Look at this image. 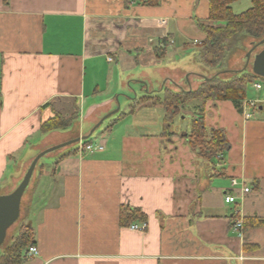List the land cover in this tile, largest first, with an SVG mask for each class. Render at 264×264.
I'll return each mask as SVG.
<instances>
[{
    "label": "crops",
    "instance_id": "0c3cea01",
    "mask_svg": "<svg viewBox=\"0 0 264 264\" xmlns=\"http://www.w3.org/2000/svg\"><path fill=\"white\" fill-rule=\"evenodd\" d=\"M186 1L151 7L126 0H0V193L13 188L41 151L71 135L87 136L93 119L110 112L120 96L129 100L135 93L129 110L142 97L162 98L163 86L177 90L172 80L180 69L157 68L155 91L143 73V96L129 72L155 67L170 48L195 56L193 47L204 39L196 21L207 18L208 0ZM254 92L250 99L262 102L250 119L230 102H208L203 112L197 104L188 107L191 123L203 114L208 129L223 130L227 147L220 159L192 152L191 127L169 124L162 106L150 100L106 140L98 138L103 151H78L52 175L67 148L59 150L24 194L23 221L34 230L38 254L23 264H264V91ZM74 103L77 125L40 135L42 122L54 111L69 116ZM234 179L249 193L232 188ZM235 193L241 236L232 229L234 206L224 203ZM122 206L145 215L144 233L119 225Z\"/></svg>",
    "mask_w": 264,
    "mask_h": 264
},
{
    "label": "trees",
    "instance_id": "16d2710c",
    "mask_svg": "<svg viewBox=\"0 0 264 264\" xmlns=\"http://www.w3.org/2000/svg\"><path fill=\"white\" fill-rule=\"evenodd\" d=\"M130 1L155 7L161 0H126V4ZM238 1L208 0L207 18L204 22L196 21V27L204 35V39L195 49V58L205 68L217 69V72L205 76L209 80H202V83L194 89L191 87L184 89L179 86L177 90H172L163 86L162 98H140L129 107L127 114H120L116 120L110 123L105 130L106 133L111 131L125 116L132 114L137 106L148 100L154 106H162L169 124L179 115L180 110L188 109L192 104H197L194 108L203 112V106L208 102H230L240 112L241 103L247 99L251 86L256 82L264 83V79L253 75L249 67L240 73L233 70H222L221 67L236 49L244 50L247 53L264 39V0H250L249 9L240 14H234L232 5ZM241 40L250 41L249 48L244 49ZM160 54L166 55V50ZM225 75H228L229 78L225 79L223 77ZM79 114L76 103L73 104V111L69 116L54 111L51 118L41 123L40 135L66 132L72 129L78 123ZM89 139L83 141L84 146L90 145ZM187 142L192 152L209 160L217 159V156H221L227 147L223 130L208 129L203 114L192 120ZM76 153H78L77 149L72 146L56 157L51 174H54V168L59 161L74 156ZM41 162L42 160L36 167L33 182L39 180L43 174L44 169ZM17 185L13 186L10 191ZM145 220V215L139 209H130L125 206L120 208L119 225L121 227H129L135 222L145 223ZM31 247H35V233L31 225L22 220L9 243L7 245L3 243L0 247V264H23L29 259L26 257V253Z\"/></svg>",
    "mask_w": 264,
    "mask_h": 264
},
{
    "label": "rangeland",
    "instance_id": "374dc122",
    "mask_svg": "<svg viewBox=\"0 0 264 264\" xmlns=\"http://www.w3.org/2000/svg\"><path fill=\"white\" fill-rule=\"evenodd\" d=\"M188 1H190V0H187L185 2V4L188 5L189 4ZM249 7H250V0H239L238 2H236L232 5V11L234 14H240V13L246 11L247 9H249ZM198 15H200V14L198 13ZM199 19H201V18H199ZM200 36L201 35L197 34L193 38L200 39L199 38ZM241 44H242V46H244V49L249 48L250 41L243 40ZM193 48H194V50L196 49V47H193ZM259 51H260V48H256L252 52V54L250 56V61L253 58V55ZM245 54L246 53L244 52V50L236 49L233 54L228 56L227 60H225V63H224V65H222L221 69L222 70L227 69V70H233V71L242 70L244 67V63H245ZM161 67H168L170 69L171 68L180 69L181 72H183V73H179V74L175 75L178 78H174V80H172V81L175 83L178 81L180 87H182L184 89H187L185 81L189 85V88L191 87L194 89L200 83H202V79L198 78L199 76H210V75L214 74L215 72H217V69H208V68H205V66H202L201 64H199L194 55H191V56L184 55L181 51L178 50V47H175L174 49L170 48L167 56L163 60L159 61L155 67H143V68H141L140 66H135L133 70H130L129 74L134 73V77L131 78V80L136 82L133 85L136 88L138 96H143L144 94H147V90L146 91L144 90V92H141L142 90H141V84L140 83L142 82L141 76L143 73H146L149 75L150 79L153 82L154 91L158 90L161 87V80L157 76V72H156V69L161 68ZM121 74H124V71H121ZM193 74L198 75V76L194 77ZM191 75H193V76H191ZM223 77L225 79L229 78L228 75H225ZM171 78L172 77H170V79ZM146 83H147L146 89L149 90L150 89V85H149L150 83L148 81ZM263 87H264V85H263ZM170 88L171 87H169V89ZM263 91H264V89H263ZM254 93H255L254 90L250 89L248 92L247 99H250L251 95H253ZM129 95H131L129 97V100L124 98V96H120L119 99L116 102H114L112 110L110 112L102 115L101 119H103V117H105L106 115L112 113V115L109 118L105 119L104 122L102 123V125L100 127H98L96 129V131L90 137L89 141L92 143V145H95V144L97 145V143L100 140V139H98L100 136H103V138L106 140V138H108V135L105 132V128L107 127V125H109L115 118H117V116H119L122 113H126L128 111V108L126 105L130 104L131 99H133L135 97V93L130 92ZM226 104H228V103H226ZM229 106H230V104H229ZM189 111H190L189 109L188 110L187 109L180 110L179 115L174 119L179 128L182 127V129H185V128L189 129L191 127L190 126L191 125V119L188 116ZM101 119L94 118L93 122H96V124H97L98 121ZM78 137H81L80 133L77 135H71L69 138L75 139ZM69 138L66 140L69 141L70 140ZM74 146L76 147V145H74ZM57 153H58V151L50 153L47 155L48 157H44L42 159L41 165L45 171H47L51 168L50 162L53 159L51 156H55ZM29 165L30 164H27V166L25 168H23L24 170L21 169V173L19 174L18 179L13 182V186H15L16 184L19 183V181L21 180L22 176L24 175V173H25L26 169L29 167ZM33 180H34V177L32 176L31 181H30L31 182L30 186H31V184H33ZM43 180H49V178L45 177V178H43ZM26 198H27V193H26V195L23 196V199L21 202V210H20L19 219L7 231L6 238L4 241L5 245H7L9 243L10 239L16 234L18 227L23 220V217L26 213V211H25L26 210L25 209Z\"/></svg>",
    "mask_w": 264,
    "mask_h": 264
},
{
    "label": "water",
    "instance_id": "95a60500",
    "mask_svg": "<svg viewBox=\"0 0 264 264\" xmlns=\"http://www.w3.org/2000/svg\"><path fill=\"white\" fill-rule=\"evenodd\" d=\"M256 48H260V51L255 53L250 61V56ZM248 67L250 68L253 75L264 79V39L258 42L246 53L243 69L236 72L240 73ZM199 77L204 81L209 80L205 76H199ZM111 115L112 113L106 115L105 117H103V119L99 120L98 123L94 125V127L91 129V131L87 136L71 139L67 142L53 146L38 153L32 159L29 167L26 169L18 185L12 191L0 195V247L5 241L7 231L19 219L23 195L30 184L31 178L35 173L38 163L44 157H47V155L50 153L59 151L64 148L72 147L81 141L88 140L92 136V134L96 131V129L102 125L104 120L109 118Z\"/></svg>",
    "mask_w": 264,
    "mask_h": 264
},
{
    "label": "built area",
    "instance_id": "2783aa9c",
    "mask_svg": "<svg viewBox=\"0 0 264 264\" xmlns=\"http://www.w3.org/2000/svg\"><path fill=\"white\" fill-rule=\"evenodd\" d=\"M110 61V60H109ZM263 83L261 82H256L254 83L251 87L254 91L256 92H261L263 91L264 87H263ZM262 101L259 100H254V99H246L241 103L240 106V114H242L246 119H250L252 117L251 111L252 110H256L257 107L260 105ZM77 151L82 152L84 151H92V150H96V151H103L104 150V142L101 141L99 142L96 146H92V145H87L84 146L83 143L79 142L76 146ZM217 159H220V156H217ZM231 187L232 188H239V192L243 195H246L247 193H249V188H247L246 186H244L241 183H238L237 180H231ZM237 196L236 193L235 194H227L224 196V203L227 205H233L234 206V217H235V221L232 223V229L234 232L238 233L239 236H241V232L243 229V220L242 217L240 216V212H239V205H238V200H237ZM146 223H140V224H132L129 227V230L134 231V232H138V233H144L146 231ZM38 252L37 249L35 247H31L28 249L27 253H26V257L27 258H33L35 256H37Z\"/></svg>",
    "mask_w": 264,
    "mask_h": 264
}]
</instances>
